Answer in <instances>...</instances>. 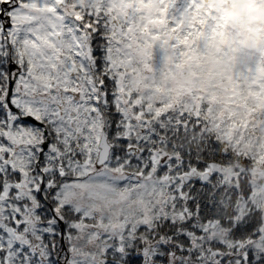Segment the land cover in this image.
I'll use <instances>...</instances> for the list:
<instances>
[{
    "label": "snow or ice",
    "instance_id": "snow-or-ice-1",
    "mask_svg": "<svg viewBox=\"0 0 264 264\" xmlns=\"http://www.w3.org/2000/svg\"><path fill=\"white\" fill-rule=\"evenodd\" d=\"M139 3L0 0V264H264L169 203L171 122L126 100Z\"/></svg>",
    "mask_w": 264,
    "mask_h": 264
},
{
    "label": "rangeland",
    "instance_id": "rangeland-1",
    "mask_svg": "<svg viewBox=\"0 0 264 264\" xmlns=\"http://www.w3.org/2000/svg\"><path fill=\"white\" fill-rule=\"evenodd\" d=\"M226 38H231L225 48L226 56L223 55L219 60L212 59L208 55L203 59L204 64L189 54L187 56L193 62L178 61L172 56L162 59V54L158 55L154 52L141 54L145 66L148 68L141 71L125 72L127 75L125 79H128L144 95L148 91L145 97L154 98V102H157V98L161 94L163 98L168 97L172 101L170 105L172 112L175 105L178 106L177 100L181 99L178 95H183L185 100L189 98L186 97L187 95L191 96L200 104L201 108H207V111L217 117L214 127L218 133L222 131L223 136L230 142H234L235 147L242 145L250 152L254 151L261 167L256 165L258 175L252 182L254 190L252 200L264 209V68H247L244 65V69L238 70L236 67L238 62L237 46L232 45L233 37L226 35ZM253 48L264 50V43L257 42ZM154 57H156L155 61ZM239 76L245 83L244 89L240 87ZM156 77L161 78V82ZM155 83L164 85L162 93L154 91L153 84ZM128 96L126 93V97ZM182 103L186 105L187 101L182 100ZM168 107V104L164 107L156 106L157 110H167ZM198 107L195 108V111L198 110ZM243 167L244 165L240 164H235L232 167L214 164L210 166V170L217 171L224 178L230 179L237 178L243 171ZM197 226L205 229L202 234V242L206 243L205 246H207V242L214 239L221 241L226 239L227 234L220 227V223L198 222ZM260 232V236L249 242L264 247V227L260 229Z\"/></svg>",
    "mask_w": 264,
    "mask_h": 264
},
{
    "label": "trees",
    "instance_id": "trees-1",
    "mask_svg": "<svg viewBox=\"0 0 264 264\" xmlns=\"http://www.w3.org/2000/svg\"><path fill=\"white\" fill-rule=\"evenodd\" d=\"M181 117L176 114L164 116L165 124L171 122L172 133L165 138L170 144L160 146L163 152L168 151L169 155H178L183 160L177 175L189 169L204 170L213 163L244 167L237 178L226 179L215 172L208 182L196 180L184 185L183 189L189 191L175 193L177 199L172 201L178 208L176 211H182L185 218L193 217L196 224L207 221L220 223L227 234L226 239H214L212 242L220 241L227 245L249 243L253 240V233L264 227V209L252 200V182L258 175L256 165L261 167L259 160L254 151L252 153L242 145L232 148L233 144L227 142L221 132L216 133L214 120L209 114L189 115L192 121L189 123L188 120L186 125ZM242 224L250 225V230L235 236L234 229Z\"/></svg>",
    "mask_w": 264,
    "mask_h": 264
},
{
    "label": "flooded vegetation",
    "instance_id": "flooded-vegetation-1",
    "mask_svg": "<svg viewBox=\"0 0 264 264\" xmlns=\"http://www.w3.org/2000/svg\"><path fill=\"white\" fill-rule=\"evenodd\" d=\"M227 6L225 0H141L128 16L134 38L129 41L126 66L141 68V54L151 52L162 54V59L172 56L178 61L188 53L202 63L208 55L216 60L226 56L225 48L231 40L226 35L233 37V46L246 44L244 29L225 23L223 9ZM177 52L181 53L179 57ZM258 52L264 54L262 50ZM143 101L153 103L154 98L142 96L140 108L147 107Z\"/></svg>",
    "mask_w": 264,
    "mask_h": 264
},
{
    "label": "clouds",
    "instance_id": "clouds-1",
    "mask_svg": "<svg viewBox=\"0 0 264 264\" xmlns=\"http://www.w3.org/2000/svg\"><path fill=\"white\" fill-rule=\"evenodd\" d=\"M223 9L225 23L230 27H240L244 42L255 47L264 41V0H225ZM250 29V30H249Z\"/></svg>",
    "mask_w": 264,
    "mask_h": 264
}]
</instances>
